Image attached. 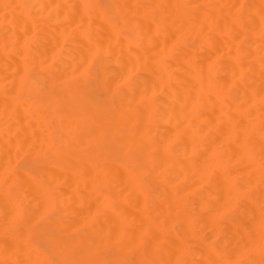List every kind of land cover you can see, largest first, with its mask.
Listing matches in <instances>:
<instances>
[{"label": "bare ground", "instance_id": "bare-ground-1", "mask_svg": "<svg viewBox=\"0 0 264 264\" xmlns=\"http://www.w3.org/2000/svg\"><path fill=\"white\" fill-rule=\"evenodd\" d=\"M247 145L264 160V0H0V264L50 260L15 231L23 197L5 175L27 206L69 203L66 234L49 240L69 264H264V171L253 181L255 164L226 149L254 163ZM218 148L242 170L223 169ZM29 150L45 164L12 170ZM193 177L212 183L198 219ZM234 178L258 182L259 202ZM195 218L216 242L195 249Z\"/></svg>", "mask_w": 264, "mask_h": 264}, {"label": "rangeland", "instance_id": "rangeland-1", "mask_svg": "<svg viewBox=\"0 0 264 264\" xmlns=\"http://www.w3.org/2000/svg\"><path fill=\"white\" fill-rule=\"evenodd\" d=\"M43 97V95H34V96H32L31 97V99L33 100V101H38L40 98H42ZM25 146V145H24ZM210 146H212V147H210ZM208 148H209V150H208V153L206 154V156L209 154V155H211V153H214L212 150L214 149V147H218V145L216 146V145H210ZM214 146V147H213ZM248 146V150H249V152L251 153V157H252V159H253V162L254 163H252V160L250 161L249 159H247V161H244V159L246 160V158H244L243 159V157H244V150H243V152H242V148H243V146H241L242 148H236V149H238V150H240L239 152L240 153H237V155H236V153L235 152H238V150H236V149H232V148H226L227 149V151L229 152L230 150H232L233 151V154H234V156H238L239 154V157H237L238 159L241 157V154L243 155V157H242V159H241V161L243 160V162H245V164L244 165H242V166H245V168L243 167V170L244 169H247L245 172H247L248 171V168H250V169H252V167L254 166V164H255V168L253 167V169L252 170H250V171H254L253 172V174L251 173V176L253 177V181H255L254 180V176H256L259 172H258V170H261V171H264V170H262V169H264V168H262L261 169V166L263 165L264 166V160L263 161H261L262 159L259 157L260 155L258 154L259 152L256 150V147L255 146H253V145H247ZM21 147V146H20ZM221 147H223V148H225L224 146H221ZM245 147V146H244ZM26 148H28V147H26ZM25 148V149H26ZM31 148V147H30ZM207 148V149H208ZM259 148V147H258ZM32 149V148H31ZM210 149H212L211 150V152L209 153V151H210ZM219 149V148H218ZM230 149V150H229ZM243 149H245V148H243ZM263 148L262 147H260V150L261 151H263L262 150ZM14 150V149H13ZM12 150V151H13ZM16 152H18V150H20V148H16ZM22 150V149H21ZM24 151H26V150H24ZM29 151H31V150H29ZM28 151V152H29ZM232 151H230L231 152V155L233 156V154H232ZM247 151V150H246ZM260 151V152H261ZM34 152V150H32L30 153H28V156H24L25 155V153H23V154H21V156H20V158H17L16 159V157L15 156H17V154L19 153H21V152H18V153H16V155L13 153V154H11L12 156H14V158L11 156V158H13V159H11V158H9L10 159V161L11 160H14V163H11V162H13V161H11V162H9V164L11 163V164H13L10 168L12 169V170H19V169H25V170H30L31 168H34L35 166H41V165H43V164H45V159H46V157H42V156H37V154L35 153L34 155L32 154ZM215 152H216V150H215ZM248 152V151H247ZM10 153V152H9ZM223 153H224V150L223 149H221V152H220V149L216 152V155H215V158L216 157H218L217 158V160L218 159H220V161H222L223 160V162H221V163H224V165H222V167H223V169L226 167L227 169H229L228 171H230V168H231V171H233V170H235V169H233V168H235V166L237 167L238 166V161H240V160H236V161H234L235 159H236V157L234 158V160H233V158H232V156H230V159L231 160H233V162L232 161H230L229 162V160L227 159L228 157H229V155H230V153H228V155H227V152L226 153H224L225 155H223ZM246 153V152H245ZM249 153V154H250ZM262 153V152H261ZM260 153V154H261ZM19 154H18V156H19ZM30 154V155H29ZM215 154V153H214ZM218 154V155H217ZM249 154H245L247 157H248V155ZM264 154V153H263ZM26 155H27V152H26ZM17 156V157H18ZM212 156V155H211ZM211 156H210V159H211ZM261 156H263L264 157V155H262L261 154ZM208 157V156H207ZM207 157H205L206 159H205V161H204V165H203V167L205 168V166L206 165H209V166H212V168H213V165L214 164H216L215 162H216V159L214 158V157H212V159H211V161H209L210 159H208ZM227 157V158H226ZM250 157V156H249ZM250 157V158H251ZM262 157V158H263ZM16 159V160H15ZM215 160V162H213L214 160ZM259 159V160H258ZM261 159V160H260ZM248 160L252 163L251 165H249V164H247L248 163ZM254 160H257V163L259 164H261V166H260V164H259V166H258V164L257 163H255L256 161H254ZM209 161V162H208ZM207 162V163H206ZM212 162V163H211ZM243 162H241L240 164H243ZM218 163H220V162H217V164ZM233 163H236V164H233ZM8 164V165H9ZM219 165L220 164H218V166L216 167V169L217 170H221V167H219ZM232 165V166H231ZM251 166V167H249V166ZM221 166V165H220ZM241 166V165H240ZM240 166H238L237 168H236V170H238V168H239V170H242V167L240 168ZM9 167V166H8ZM215 167V166H214ZM220 169H219V168ZM248 167V168H247ZM258 167V170H256V168ZM260 167V168H259ZM203 168V173H204V171H205V169ZM211 169V168H210ZM210 169L208 168V166H207V170H208V174L207 175H209L210 176V173H211V176H210V178L214 175H212V172L214 171V170H212L211 172H209L210 171ZM214 169V168H213ZM226 169V170H227ZM238 170V171H239ZM198 171V170H197ZM196 171V172H197ZM255 171H257L258 173L256 174L255 173ZM207 172V171H206ZM234 172L236 173L237 171H233V173H232V175H234ZM249 172V171H248ZM199 174H200V172H198ZM198 173L197 174H195L196 176L198 175ZM202 173V172H201ZM214 173V172H213ZM242 173H244V171H242ZM241 173V174H242ZM250 173V172H249ZM248 173V174H249ZM241 174H239V175H237L236 177H238V178H241V177H239V176H241ZM247 174V173H246ZM194 175V176H195ZM205 176H206V174H204ZM236 175V174H235ZM250 175V174H249ZM201 174H200V176H198L200 179L199 180H201ZM209 176H207V178L209 177ZM244 178H246V176H245V173H244ZM258 176H260V175H258ZM9 179V181L7 180V178ZM198 177L196 178V177H193V183L192 184H194L195 182L194 181H196L197 179H198ZM204 177V176H203ZM202 177V178H203ZM247 177H248V179L250 180V176H248L247 175ZM6 178V179H5ZM194 178H195V180H194ZM206 177H204V179H207ZM212 178H214V176L212 177ZM211 178V181L209 180L208 182H212L213 181V179ZM237 178V179H238ZM256 179H258V177H255ZM209 179V178H208ZM235 179V181H234V183H235V186L237 187V189L240 191V189L243 191V192H241V193H245V195H246V197L248 196V198H246V199H250V198H252V199H255V197H256V193H258L257 194V196H259V194L261 193L260 192V190L259 189H257V188H260V184L258 183V182H256L255 183V187H254V185L252 184V182L250 183V181H249V185H253V187L252 188H250L251 186H249V185H246V184H244V183H242V184H244V186L245 187H242V186H240V181H237V179L236 178H234ZM243 179V178H242ZM247 179V178H246ZM247 179V180H248ZM4 180H6V181H4ZM4 180H2V184H4V185H6L7 186V188L9 189V192L15 197V198H17V199H20V197H19V195H21L22 197H23V201H21V200H19V202L18 203H20L19 204V209H20V211H19V217L17 216V221L15 222V224H14V226L16 227L15 229V231H18V232H24V233H27V235H28V238L30 239V241H31V243L39 250V251H41V252H43V253H46V254H48V256L50 257V260L49 261H47V262H45L44 264H69L70 262H71V260H69L68 258H59V256H56V255H54L53 254V246L49 243V240H50V238H52V237H60V236H64L65 234H66V231H65V229L63 230L62 228L64 227V226H66L65 224L67 223V220L65 221V219L66 218H63V214L61 213L60 214V212H58L59 211V209H62V208H65V206H66V204H69L68 202L66 203V202H64V204H62V205H60L59 203H56L55 205H54V203L53 202H49V207H47L46 209L47 210H43L42 211V207H44V205H47V204H42V207H41V204H39V205H34V206H31V204H29L28 206L27 205H25V204H27V203H25V200L24 199H26L25 198V196L26 195H24V193L25 192H29V191H27L28 189L26 188V190L25 189H23V188H21L20 187V184H19V182L18 181H15V180H13L12 179V177L10 176V175H5V177H4ZM198 180V181H199ZM259 180V179H258ZM198 181H196L197 183H198V187L197 186H195V187H192V189L190 190V199H191V202L189 203V205L187 206V210L189 211V214H193V213H195L196 214V218L198 219V215H197V213L199 214V212L200 211H198V210H201L202 212H201V216L200 217H204L205 216V214H204V211H205V209H204V207L208 210L209 209V206L210 205H212L213 206V204L211 203L212 201H211V199L212 198H210V201H209V199H208V196L206 195H203V193H202V188L204 189V190H207V186H208V188H210V186H212V185H210V184H212V183H208L207 181H205L204 182V180L202 181V182H204V183H201V181H199L202 185H204V186H206V188L205 187H202L200 184H199V182ZM207 182V184H205ZM237 182H238V184H237ZM243 182V181H242ZM260 182V181H259ZM254 183V182H253ZM261 183V182H260ZM195 185V184H194ZM210 185V186H209ZM257 185H259V187L257 186ZM193 186V185H192ZM201 186V187H200ZM249 186V187H248ZM19 188H20V191H19ZM201 188V190H198V189H200ZM248 188V189H247ZM253 188H255L253 191L255 192V190H256V193H254V192H252L253 193V195H255V197L253 196V197H251L252 195H250V194H252V193H249V192H251L252 190H250V189H253ZM21 189L22 190H24L23 192H21ZM195 189H197V193L200 191V193L201 194H197L196 192H195ZM246 190V191H245ZM250 190V191H249ZM16 192H18L17 194H18V196H16L17 194H15ZM205 192H207V191H205ZM26 194V193H25ZM30 193H27V195L28 196H31V195H29ZM206 194V193H205ZM202 195V198L204 199V198H206V200H204V201H208L209 203V206H208V208H207V203H206V206H205V202L204 201H201L200 200V196ZM192 196V197H191ZM196 196V198H194ZM243 196V195H242ZM21 197V198H22ZM30 198V197H29ZM197 198H199V200L197 201V202H194L195 200H197ZM201 198V199H202ZM264 198V197H263ZM262 198V199H263ZM31 199H32V197H31ZM194 199V200H193ZM208 199V200H207ZM256 199H258V197L256 198ZM253 200V201H257V200ZM262 199H260V201L262 200ZM30 200V199H29ZM213 200V199H212ZM243 200V199H242ZM241 200V204L239 203V202H237L236 204H234V205H236V206H232L233 208L234 207H239L240 205H243L242 203H243V201ZM251 200V199H250ZM259 200V199H258ZM26 201H28V199L26 200ZM199 201H201L202 203H200ZM262 201H264V199L262 200ZM30 202V201H29ZM28 202V203H29ZM32 202V201H31ZM34 202V201H33ZM216 202V201H215ZM219 202H221V203H223L222 201H218L217 200V202H216V205H215V207H217V208H221L222 207V205H221V203L220 204H218L217 205V203H219ZM257 202H259V201H257ZM18 203H17V206H18ZM193 203V204H192ZM194 203H197L198 204V206H197V209H196V207H194L193 205H195L196 206V204H194ZM214 203V202H213ZM240 204L239 206H237V204ZM263 203V202H262ZM52 204V205H51ZM202 204V205H201ZM25 207V206H27L28 207V209H29V211H30V209L33 207V209H35L36 210V207L38 208V209H41V210H33L32 212L34 213V215H32V213L31 212H28V210H27V208L25 207H23V206ZM32 205H33V203H32ZM51 205V206H50ZM221 205V206H220ZM223 205H225V203H223ZM227 205V204H226ZM259 205H261V202H260V204ZM264 205V204H263ZM263 205H261L260 207L262 208V206ZM48 206V205H47ZM201 206H203V208L201 207ZM220 206V207H219ZM230 206V205H229ZM229 206H227V208H223V210H222V208H221V212L219 213V216L221 217V218H223V219H226V215L227 214H229V211L232 209V208H230ZM35 207V208H34ZM40 207V208H39ZM68 207V206H67ZM259 207V208H260ZM200 208V209H199ZM202 208V209H201ZM264 208V207H263ZM195 209V210H194ZM216 209V208H215ZM215 209H214V211H215ZM42 211V212H41ZM195 211H198V212H195ZM219 211H220V209H219ZM255 211V210H254ZM259 211V210H258ZM27 212V213H26ZM41 212L42 214H39V213ZM207 211H205V213H206ZM215 212H217V211H215ZM256 212V211H255ZM28 214L29 215H31V216H28ZM204 214V215H203ZM207 214V213H206ZM259 213L258 212H256V215H258ZM261 214H263V211H262V213ZM36 215V216H35ZM39 215V216H38ZM200 215V214H199ZM253 215H254V219H255V217H256V215H255V213H253ZM264 216V215H263ZM28 217H29V219H28ZM193 217V219H194V215L192 216ZM202 217V218H203ZM258 217V216H257ZM259 217H262V215H260ZM195 218V221H198V223H199V225L198 224H195V223H192V238H191V240H192V242H193V244L196 246H194L195 247V249H198V245H199V242L198 241H201V240H204V241H208V242H216V236H214V234L215 233H217V229H218V227L214 224H212V226L210 225V226H208L207 228H211L212 227V229H215V233H212V231H211V233H212V235H211V233H210V236H206V235H204V234H209V232H207V230H204L203 228H204V226L206 227V225L203 223L204 222V219L202 220L201 218H199V220H197ZM200 219H201V221H202V224H204L202 227V229L201 228H199L202 224H201V222H200ZM253 219V221L255 222L256 220H257V218L254 220ZM16 220V218H14V221ZM260 220H262V219H260ZM259 220V221H260ZM14 221H12V222H14ZM258 221V222H259ZM63 222V223H62ZM66 222V223H65ZM197 223V222H196ZM257 223V222H256ZM256 223H254V225H253V227L254 226H259V227H254V228H256V230L257 229H259L261 226L260 225H257ZM262 223V222H261ZM13 224V223H12ZM19 224V225H18ZM181 224L183 225V220L181 221ZM201 224V225H200ZM253 224V223H252ZM260 224V223H259ZM16 225H18V226H16ZM195 225V226H194ZM262 227L260 228V232L262 233V230H264V223H262ZM20 226V227H19ZM198 227V228H197ZM214 227V228H213ZM20 228V229H19ZM263 228V229H262ZM196 229V230H195ZM211 229V230H212ZM209 231V230H208ZM205 232V233H204ZM214 232V231H213ZM255 233L256 232H258V230L257 231H254ZM264 232V231H263ZM200 233V234H199ZM263 234V233H262ZM262 234H260V236L262 235ZM201 235V236H200ZM206 237H204V236ZM257 235V234H256ZM260 236H259V238H260ZM262 237H264V235H262ZM261 237V238H262ZM200 238V239H199ZM258 238V237H257ZM194 239V240H193ZM196 239L198 240L197 242H198V244H196L195 242H196ZM210 239V240H209ZM264 238H262V239H260L258 242H260L261 240H263ZM72 246V245H71ZM258 246H259V248H260V250H263L264 248H263V245H260V244H258ZM262 248H261V247ZM72 248V247H71ZM258 248V249H259ZM196 259V258H195ZM245 259H244V257H240V258H238V259H235V262L233 263V264H245V261H244Z\"/></svg>", "mask_w": 264, "mask_h": 264}]
</instances>
